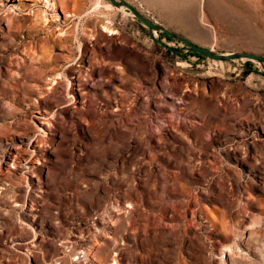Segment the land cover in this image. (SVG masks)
<instances>
[{
  "label": "rangeland",
  "instance_id": "rangeland-1",
  "mask_svg": "<svg viewBox=\"0 0 264 264\" xmlns=\"http://www.w3.org/2000/svg\"><path fill=\"white\" fill-rule=\"evenodd\" d=\"M54 1L0 0V264H264V64ZM121 1L264 56V0Z\"/></svg>",
  "mask_w": 264,
  "mask_h": 264
},
{
  "label": "water",
  "instance_id": "water-1",
  "mask_svg": "<svg viewBox=\"0 0 264 264\" xmlns=\"http://www.w3.org/2000/svg\"><path fill=\"white\" fill-rule=\"evenodd\" d=\"M110 1L112 2V4L114 6H116L118 8L125 7L127 9H129L136 19H138L144 26L149 28L151 33L153 31H162V32L172 36L173 38L179 40L180 42H183L186 45V47H182V49L172 48L176 52H181V51L187 49L191 52H197V53H200L201 55L208 56V57H210L212 59H216V60H230V59L239 58L242 56H248V57H252V58L257 59L264 64V56H262V55H257V54H253V53H246V52H241V51L230 52V53L217 52L214 49H211L209 47L195 43V42L189 40L188 38H186V37H184L178 33H175L173 31H170L167 28L153 22L152 20L147 18L145 15H143L135 7H133L131 4H129L127 2H124L121 0H110ZM152 37H153V39L159 41L155 36H152Z\"/></svg>",
  "mask_w": 264,
  "mask_h": 264
},
{
  "label": "bare ground",
  "instance_id": "bare-ground-1",
  "mask_svg": "<svg viewBox=\"0 0 264 264\" xmlns=\"http://www.w3.org/2000/svg\"><path fill=\"white\" fill-rule=\"evenodd\" d=\"M45 2L47 3V5H50V7H51V9H54V7H55V1L54 0H52V2L51 1H49V0H45ZM100 2H101V0H100ZM99 3V2H98ZM62 5H63V3H62ZM109 6H112V5H110V4H108V7ZM43 9V8H42ZM121 9H126L125 7H121ZM52 12V11H51ZM46 13H47V10H32L29 14H31V15H33L34 17H35V20H36V22L37 23H39L40 21H45V23H46V21H47V23L46 24H48V17H47V15H46ZM128 13H132V12H128ZM133 15V14H132ZM34 21V20H33ZM44 23V22H43ZM106 27V26H105ZM108 28V27H107ZM113 31V30H112ZM116 264V263H115Z\"/></svg>",
  "mask_w": 264,
  "mask_h": 264
},
{
  "label": "trees",
  "instance_id": "trees-1",
  "mask_svg": "<svg viewBox=\"0 0 264 264\" xmlns=\"http://www.w3.org/2000/svg\"><path fill=\"white\" fill-rule=\"evenodd\" d=\"M166 36H168L167 34H165ZM200 56H202L201 54H199ZM203 57V56H202Z\"/></svg>",
  "mask_w": 264,
  "mask_h": 264
}]
</instances>
